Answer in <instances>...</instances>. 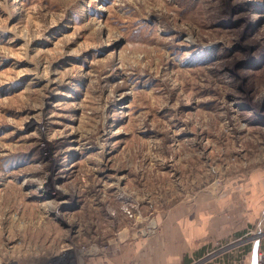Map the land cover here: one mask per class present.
Here are the masks:
<instances>
[{
  "label": "rangeland",
  "instance_id": "rangeland-1",
  "mask_svg": "<svg viewBox=\"0 0 264 264\" xmlns=\"http://www.w3.org/2000/svg\"><path fill=\"white\" fill-rule=\"evenodd\" d=\"M250 191L264 0H0L2 261L138 264L173 210L219 215ZM242 204L243 242L192 264L247 247L255 262L264 220Z\"/></svg>",
  "mask_w": 264,
  "mask_h": 264
},
{
  "label": "crops",
  "instance_id": "crops-1",
  "mask_svg": "<svg viewBox=\"0 0 264 264\" xmlns=\"http://www.w3.org/2000/svg\"><path fill=\"white\" fill-rule=\"evenodd\" d=\"M243 196L244 199L240 198L238 204L214 206L220 216L213 215L211 207H203L207 209L202 213H193V207H187V210L186 206L178 207L161 221L163 229L159 235L135 241L127 260L134 259L138 264H192L205 257L208 249L217 243L229 241L230 244H240L246 233L245 219L241 213L244 209L242 201L251 203L254 225H263L264 220V191H250ZM181 210L184 214H180ZM233 250L213 264H251L253 253L250 247ZM9 263L0 259V264Z\"/></svg>",
  "mask_w": 264,
  "mask_h": 264
},
{
  "label": "built area",
  "instance_id": "built-area-1",
  "mask_svg": "<svg viewBox=\"0 0 264 264\" xmlns=\"http://www.w3.org/2000/svg\"><path fill=\"white\" fill-rule=\"evenodd\" d=\"M257 240H259V239H257ZM207 258L209 259V256H206V257L200 259L198 263L205 262L207 260ZM254 260H255V262L252 264H264V249L261 250V249L257 248V251H256L255 256H254ZM65 264H69V263H65ZM128 264H131V263H128ZM133 264H135V263H133Z\"/></svg>",
  "mask_w": 264,
  "mask_h": 264
},
{
  "label": "bare ground",
  "instance_id": "bare-ground-1",
  "mask_svg": "<svg viewBox=\"0 0 264 264\" xmlns=\"http://www.w3.org/2000/svg\"><path fill=\"white\" fill-rule=\"evenodd\" d=\"M148 244V243H147Z\"/></svg>",
  "mask_w": 264,
  "mask_h": 264
}]
</instances>
